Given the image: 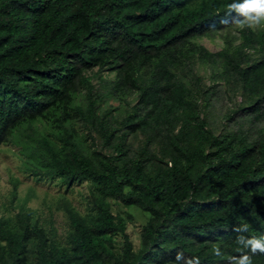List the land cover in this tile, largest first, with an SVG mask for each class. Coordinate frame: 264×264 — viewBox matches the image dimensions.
<instances>
[{"label": "trees", "instance_id": "1", "mask_svg": "<svg viewBox=\"0 0 264 264\" xmlns=\"http://www.w3.org/2000/svg\"><path fill=\"white\" fill-rule=\"evenodd\" d=\"M233 2L0 0V145L18 125L52 109L61 111L62 122L71 118L68 106L80 84L87 89L88 106L75 112L99 126L110 144L116 130L98 120L100 96L83 71L115 66L130 74L156 59L147 81L133 79L140 99L120 121V130L181 123L171 137L175 154L169 165L151 176L145 159L117 164L105 156L97 168L80 153L71 134L65 137L69 157L56 159L55 170L61 175L90 178L106 196L136 204L161 219L159 225L144 227L146 249L141 253L133 252L125 236L128 264H173L180 251L185 257H198L201 264H218L222 255L213 254L215 247L229 257L240 254L235 226L248 225L242 233L247 237L264 236V140L250 144L237 134L214 135L194 92L169 69L189 45L202 59L223 56L252 95L264 92V33L242 30L247 45L263 48L254 60L227 49L210 52L192 42L226 26L222 21L235 15L227 9ZM244 111L262 116L258 104ZM71 219L75 228L71 251L50 244L38 226L15 232L0 220V241L5 243L0 245V264H102L103 239L125 230L122 219L106 208H101L93 227L75 214ZM33 236L38 240L37 257L28 262ZM258 259L264 255L253 256Z\"/></svg>", "mask_w": 264, "mask_h": 264}, {"label": "rangeland", "instance_id": "2", "mask_svg": "<svg viewBox=\"0 0 264 264\" xmlns=\"http://www.w3.org/2000/svg\"><path fill=\"white\" fill-rule=\"evenodd\" d=\"M251 30L264 33V26ZM192 42L205 46L210 52L227 49L232 54H242V57L253 60L263 52L258 44H246L242 30L231 23V18L217 32L198 36ZM155 64L154 58L130 74L115 66H96L83 71L100 96L96 110L98 120H104L107 127L116 130L110 144H106L99 126L75 112L77 107L86 111L88 106L87 89L81 84L68 106L71 118L62 122L61 111L52 109L12 130L0 145V220L8 229L23 232L27 227L38 226L50 244L71 251L75 233L71 215H77L93 227L99 222L101 208H106L122 219L125 230L103 239L102 245L106 250L102 264H116L117 260L128 264L124 256L126 235L132 242L134 253L146 249L144 227L159 225L161 219L136 204L126 205L118 198L106 196L90 178L65 177L55 168L56 159L69 157V146L65 141L68 134L73 136L80 153L97 168L106 161L105 156L117 164L145 159V171L151 176L169 165L175 154L171 137L179 132L181 123H173L172 128L159 124L135 132L120 130V121L128 116L140 99L133 79L137 83L147 81ZM169 69L178 81L194 92L201 116L207 120V128L214 135L237 134L250 144L264 140V92L252 95L247 91L223 56L212 61L202 59L187 45ZM256 104L262 107L260 118L252 111H244ZM119 146H122L124 154H120ZM4 244L0 241V245ZM37 250L38 240L33 236L28 242V262L36 260ZM228 259L229 256L222 255L218 264H228ZM253 264H264V259L253 260Z\"/></svg>", "mask_w": 264, "mask_h": 264}, {"label": "clouds", "instance_id": "3", "mask_svg": "<svg viewBox=\"0 0 264 264\" xmlns=\"http://www.w3.org/2000/svg\"><path fill=\"white\" fill-rule=\"evenodd\" d=\"M228 13L231 15V23L236 25L239 29L245 28L255 29L264 26V0H235V2L227 5ZM222 23H229L224 20ZM233 231L238 233L236 243L240 246L237 251L239 255L229 257L228 264H253V256L264 255V236L261 237H247L242 233L248 231V225H238L233 228ZM247 250V251H244ZM216 256H221L219 247L212 249ZM173 264H200L199 258L185 257L182 251L177 252Z\"/></svg>", "mask_w": 264, "mask_h": 264}]
</instances>
